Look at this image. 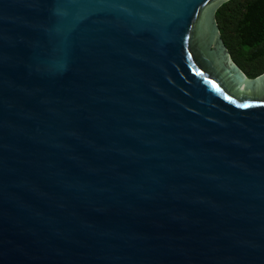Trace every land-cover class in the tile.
Here are the masks:
<instances>
[{"label":"water","instance_id":"1","mask_svg":"<svg viewBox=\"0 0 264 264\" xmlns=\"http://www.w3.org/2000/svg\"><path fill=\"white\" fill-rule=\"evenodd\" d=\"M228 1L0 0V264H264Z\"/></svg>","mask_w":264,"mask_h":264},{"label":"trees","instance_id":"2","mask_svg":"<svg viewBox=\"0 0 264 264\" xmlns=\"http://www.w3.org/2000/svg\"><path fill=\"white\" fill-rule=\"evenodd\" d=\"M233 62L248 78L264 75V0H230L216 13Z\"/></svg>","mask_w":264,"mask_h":264}]
</instances>
